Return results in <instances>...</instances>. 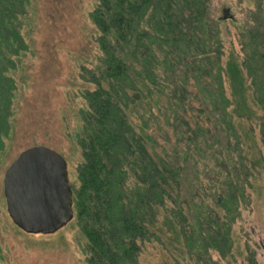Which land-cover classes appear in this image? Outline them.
Wrapping results in <instances>:
<instances>
[{"label": "trees", "instance_id": "1", "mask_svg": "<svg viewBox=\"0 0 264 264\" xmlns=\"http://www.w3.org/2000/svg\"><path fill=\"white\" fill-rule=\"evenodd\" d=\"M30 2L0 0V156ZM90 19L67 131L83 264H143L149 247L158 264H259L243 223L264 179V0L239 18L210 0H96Z\"/></svg>", "mask_w": 264, "mask_h": 264}, {"label": "rangeland", "instance_id": "2", "mask_svg": "<svg viewBox=\"0 0 264 264\" xmlns=\"http://www.w3.org/2000/svg\"><path fill=\"white\" fill-rule=\"evenodd\" d=\"M96 0H31V26L27 39L30 50L15 70L18 89L11 118L7 149L0 156V264H83L82 233L70 221L52 233H29L9 216L3 195V175L8 164L25 147L45 144L67 161L70 177L79 151L67 131L80 123L74 95L82 87L78 68L93 57L95 26L90 12ZM250 0H210L217 12L227 11L239 18ZM252 151H249L250 157ZM189 168L186 176L192 178ZM254 174V173H253ZM188 182H183L187 190ZM251 210L243 228L259 264H264V179L250 177ZM255 204V205H254ZM254 205V207H253ZM244 215V213H243ZM80 242H79V241ZM143 264H158V249L149 247ZM216 256V254H214ZM241 261V256L235 254ZM216 264H229L216 259Z\"/></svg>", "mask_w": 264, "mask_h": 264}, {"label": "water", "instance_id": "3", "mask_svg": "<svg viewBox=\"0 0 264 264\" xmlns=\"http://www.w3.org/2000/svg\"><path fill=\"white\" fill-rule=\"evenodd\" d=\"M3 195L12 221L29 233H52L73 215L67 161L45 144L23 148L3 175Z\"/></svg>", "mask_w": 264, "mask_h": 264}]
</instances>
